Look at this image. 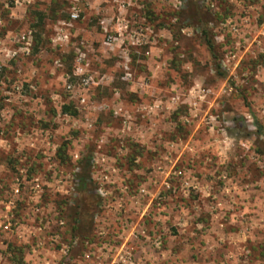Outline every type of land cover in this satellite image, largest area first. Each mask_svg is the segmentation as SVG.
<instances>
[{
    "label": "rangeland",
    "instance_id": "obj_1",
    "mask_svg": "<svg viewBox=\"0 0 264 264\" xmlns=\"http://www.w3.org/2000/svg\"><path fill=\"white\" fill-rule=\"evenodd\" d=\"M195 1L0 0V264H264V0Z\"/></svg>",
    "mask_w": 264,
    "mask_h": 264
},
{
    "label": "trees",
    "instance_id": "obj_2",
    "mask_svg": "<svg viewBox=\"0 0 264 264\" xmlns=\"http://www.w3.org/2000/svg\"><path fill=\"white\" fill-rule=\"evenodd\" d=\"M187 3L181 11V19L184 25L197 26L199 29V35L207 49L212 55L213 59H216V49L214 41L207 30V23L210 20V14L203 5L195 0H183ZM42 17L39 16V21ZM216 69L219 71V65L216 64ZM221 74V73H220ZM63 112H69L74 114L75 110H71L69 105L62 106ZM62 148V147H61ZM90 170V158L84 157L79 161V170L75 173L74 179V199L68 207V216L71 218V230L79 238H87L92 229L93 216L96 208L100 202L99 196L94 193L91 185V177L89 175Z\"/></svg>",
    "mask_w": 264,
    "mask_h": 264
},
{
    "label": "built area",
    "instance_id": "obj_3",
    "mask_svg": "<svg viewBox=\"0 0 264 264\" xmlns=\"http://www.w3.org/2000/svg\"><path fill=\"white\" fill-rule=\"evenodd\" d=\"M77 17L76 13H71V19H74ZM89 79L84 78L83 79V84L86 85L88 84ZM21 181L19 179L16 180L15 184L12 186V194L11 197L8 198V201L6 202V207L8 208V211L10 209L15 208V199L14 197H17L20 195L21 192ZM33 191L38 192L40 190V184L38 178H34L33 180V185L31 186ZM10 215L5 213L0 221V226L3 230H10L11 229V220H10Z\"/></svg>",
    "mask_w": 264,
    "mask_h": 264
},
{
    "label": "crops",
    "instance_id": "obj_4",
    "mask_svg": "<svg viewBox=\"0 0 264 264\" xmlns=\"http://www.w3.org/2000/svg\"><path fill=\"white\" fill-rule=\"evenodd\" d=\"M0 217H1V215H0ZM3 230V229H2ZM3 231H6V230H3Z\"/></svg>",
    "mask_w": 264,
    "mask_h": 264
}]
</instances>
